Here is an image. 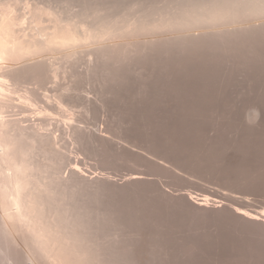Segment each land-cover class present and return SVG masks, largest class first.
Wrapping results in <instances>:
<instances>
[{"label": "rangeland", "instance_id": "1", "mask_svg": "<svg viewBox=\"0 0 264 264\" xmlns=\"http://www.w3.org/2000/svg\"><path fill=\"white\" fill-rule=\"evenodd\" d=\"M3 1L14 6V12L12 8L6 10L14 24L26 19L24 26L18 24L14 28L16 32H24L25 28L30 34L36 26L38 34L46 36V42H52L50 34L58 28L80 36L98 28V36L104 38L106 34H118L124 20L136 32L124 38H136L138 32L143 33L140 28L152 24L153 29L160 24V14H154L158 9L139 6L148 0H0V3ZM101 3L112 7L94 6ZM53 4L57 7L50 6ZM38 6H48V10H40ZM54 10L67 12L66 26L60 18L48 16ZM86 10L92 14L88 16ZM32 16L34 20L29 19ZM170 16L180 21L186 15ZM262 30L264 25L258 29ZM249 33L253 30L233 34L229 40L223 34L208 38L207 41L216 43L210 45L217 46L216 58L200 55L203 52L213 55L209 48L205 49L206 45L135 43L116 52L105 51L96 58H86L82 52L71 60H56L52 67L43 64L42 77L21 82L22 93L51 110L47 124H40L41 132H36V126L31 124L32 117L35 118L32 111L12 103V109L8 110L9 106L4 110L8 116L17 117L11 119L23 122L22 126L33 125L27 131L38 138V142L26 148L27 157L34 163L28 193L42 197L44 215L64 211L68 217L58 223L46 219V229L56 235L60 231L58 225L68 223L75 228L80 215L96 244L109 248L138 238L132 209L148 205L149 190L126 194L122 187L136 171L147 172L149 178L174 193L192 191L196 196L206 191L218 195L227 192L264 199V148L253 143L258 134L264 135V125L259 123L260 118L252 117L254 108L264 101V48L260 43L244 44L242 36ZM38 34L34 32V44H38ZM20 38L22 34L18 38L16 34L8 36L9 44H22L16 42ZM161 44L170 52L169 57L152 63L138 60L124 70L122 62L131 54ZM38 54L42 55V46ZM60 62L62 69L58 70ZM204 89L208 96H204ZM59 94L67 97L63 105L58 104ZM190 99L201 101L206 107L201 110L187 107ZM67 123L75 128L68 130ZM168 147H175L177 158L174 154L170 156ZM78 157L86 179L69 184L57 180V174L68 177L74 166L71 161ZM224 173L234 183L229 184ZM248 175L254 176L252 182L246 180ZM47 184L49 188L43 189ZM148 223H144L141 243L143 256L150 263L158 256L159 247L152 232L154 225ZM2 242L5 233L0 229V264H32L23 249L9 254ZM39 260V264H50L44 257Z\"/></svg>", "mask_w": 264, "mask_h": 264}, {"label": "bare ground", "instance_id": "2", "mask_svg": "<svg viewBox=\"0 0 264 264\" xmlns=\"http://www.w3.org/2000/svg\"><path fill=\"white\" fill-rule=\"evenodd\" d=\"M231 2L248 5V7L233 8L220 15H214L211 11L209 14H202L193 10L180 21L174 20V16H166L156 10L154 14L156 16L160 14L158 28L152 29V24L140 28L143 33L138 32L137 41H131L136 38H124L136 32L132 26H128L122 20L120 32L114 36L106 34L104 38L98 36L96 32L98 28L84 36L58 28L54 34H50L53 36L52 42H46V36H40L36 26H34L36 30L32 28L30 34L22 28L24 32L18 30L22 38L16 40L22 44L11 46L8 36L16 34L18 38L20 34L14 28L18 24L24 26L26 19L16 20L18 24H14L13 18L6 12L10 8L14 12V6L13 4L10 6L8 1H3L0 3V60H8L9 67L15 66L11 63L12 61L25 64L28 60L42 61L43 64L52 67L56 60L64 58L71 60L77 53H85L86 58H92V56L96 58V56H102L105 51L116 52L135 43L159 42L182 43V46L189 43L199 47L206 45L208 47L205 49L209 48L213 55L209 56L208 52L200 55L216 58L217 54L214 51L217 46H210L216 43L207 41L212 35L223 34L229 40L233 34L253 30V33L242 36V42L244 44L260 43L261 32L258 29L264 25L262 20L264 9L260 7L262 0H231ZM42 8L48 10V6H42ZM86 14L90 16L92 12L86 10ZM48 16H54L56 20L60 18L64 26L68 24L67 12L64 14L54 10ZM29 19L34 20V16ZM76 28H78V22H76ZM34 32L38 34V44H34ZM40 46H42V55L38 54ZM61 69L62 62L58 70ZM43 75L44 69L34 78H40ZM21 82L13 76L0 72V229L5 233V242L2 243L9 254L18 251L19 248L23 249L32 264H39L38 260L41 257L46 258L50 264H264V199L254 200L227 192L218 195L206 191L196 196L192 191L174 193V191L166 190L159 181L149 178L144 171L133 172L128 182L122 186L123 193L126 194L149 190L148 205L132 209L136 214L134 222L138 238L124 240L121 245L109 248L96 244L91 231L85 226V221L80 215L75 228L74 225L64 223V225H58L60 231L52 235L50 229H46L44 221L48 219L50 223H58L62 219L66 221L68 217L64 211L44 215L41 209L42 197L39 194L32 197L28 193L32 183L34 163L27 157L26 148L29 144L38 142V138L27 130L34 127L33 125L22 126L23 122L19 123V120L11 119L17 117L8 116L4 112L9 106L8 110L12 109V106H21L26 108L25 110L32 111L35 113V118L32 117L31 124L36 126V132H41L40 124H47L51 110L48 105H40L37 99L22 93V86H19ZM203 93L204 96H208L207 90L204 89ZM15 94H18V97ZM57 97L59 105L65 104L67 99L65 94H59ZM186 106L199 110L206 107L203 102L195 99L187 101ZM252 117L260 118L259 123L264 125V101L254 108ZM67 124L68 130L72 129L73 126L70 123ZM253 143L264 148V135L258 134ZM167 149L169 153L170 151L172 153V155L169 154L170 156L174 154L177 158L175 147ZM164 150L161 149L165 153ZM166 153L168 154L167 150ZM167 157L170 161V157ZM71 163L74 166L69 170L68 177H60L57 174L56 179L63 184L86 179L81 171L80 158L72 160ZM223 175L229 184L234 183L235 180L228 173ZM253 178V175H248L246 180L252 182ZM48 185H45L43 189L49 188ZM118 210L123 212L121 208ZM145 222L154 225L152 232L157 238L159 247L158 256L150 263L144 258L142 252L141 237L143 238ZM121 257H123L122 261Z\"/></svg>", "mask_w": 264, "mask_h": 264}, {"label": "snow or ice", "instance_id": "3", "mask_svg": "<svg viewBox=\"0 0 264 264\" xmlns=\"http://www.w3.org/2000/svg\"><path fill=\"white\" fill-rule=\"evenodd\" d=\"M51 7H57V5H50ZM96 7H112L109 4H97L94 5ZM140 7H147L149 9H158L162 13H167L168 15H188L193 10H208L211 11L214 15H220L222 13H226L228 10L239 7H248V5L232 3L231 0H163L162 3H156L155 0H148L143 5H139ZM261 9H264V0L260 4ZM260 45L264 48V30H262L259 37ZM232 50H229L228 54H231ZM170 52L166 50V46L161 44L158 48H153L151 50L142 51L139 53H133L127 58L124 63L126 70L128 67H131L138 60L152 63L159 62L161 59L169 57ZM8 60H0V72L4 74L13 76V78L22 81V82H31L33 77L37 75L39 72L43 71L42 61H33L28 60L25 64H18L15 61L11 63L15 64L14 67H9ZM118 71H120L118 69ZM264 179V177H262Z\"/></svg>", "mask_w": 264, "mask_h": 264}]
</instances>
